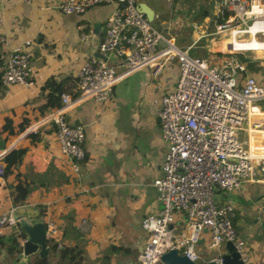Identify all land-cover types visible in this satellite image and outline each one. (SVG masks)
<instances>
[{"label":"crops","instance_id":"obj_1","mask_svg":"<svg viewBox=\"0 0 264 264\" xmlns=\"http://www.w3.org/2000/svg\"><path fill=\"white\" fill-rule=\"evenodd\" d=\"M60 1L0 0V35L5 38L0 43V75L11 49L23 40H31L34 85H4L0 76V154L16 137L12 143L15 146L0 158L4 164H14L12 168L19 179L29 185L27 202L20 206L38 209L46 222L51 252L45 258L31 257L26 264H46L50 257L56 264H138L145 238L141 221L159 208L152 181L160 173L167 149L151 98L174 86L177 64L174 59L168 60L158 75L148 67L136 69L118 81L111 100L99 102L87 97L66 110L67 120L85 130V157L79 169L73 170L71 161L59 151L54 127L47 117L60 102V93L55 90L58 82L64 89L77 92L78 71L87 57L99 54L104 20L113 4H97L81 14H66L58 8ZM138 3H146L153 10V20L156 25H164L167 35L176 29L181 34L188 30L192 16L188 10L194 4L203 9L195 22L199 27L209 18L208 9L216 18L221 14L219 0ZM182 16L185 20H181ZM195 37L185 47L194 45L199 36ZM252 38V34L246 40L231 36L222 41L221 49L254 50L249 46ZM254 39L264 43L256 35ZM109 60L114 59L110 56ZM170 69L174 84L167 83ZM259 114L264 116V112ZM23 121L36 124L37 131L20 140L19 125ZM254 137L264 145V133ZM12 149L15 151L7 155ZM13 182L14 173H9L0 188L2 211L14 206L9 189ZM225 198L233 202L235 225L248 243L251 264H264V175L259 173L257 179L246 180L240 190L229 192ZM174 225L186 226V218L178 214ZM11 228L3 235L9 234ZM204 235L199 244L202 258L220 251L206 248ZM52 242L76 245L80 256L64 262ZM206 249L208 255L204 254ZM4 255L1 249L0 264L7 263Z\"/></svg>","mask_w":264,"mask_h":264},{"label":"built area","instance_id":"obj_2","mask_svg":"<svg viewBox=\"0 0 264 264\" xmlns=\"http://www.w3.org/2000/svg\"><path fill=\"white\" fill-rule=\"evenodd\" d=\"M97 4H113L98 45L102 57L85 59L78 71L76 94L60 93L59 104L47 117L60 153L71 161L75 171L85 157L84 127L72 125L65 115L75 101L87 97L109 101L114 86L132 71L148 67L158 75L164 64L174 59V87L151 98L167 149L160 173L152 181L159 208L141 221L145 238L138 264H165L161 254L169 248L201 264L199 244L204 234L206 248L215 250L231 241L247 264L250 253L237 233L233 202L220 198L219 192H236L246 180L264 175V145L252 138L264 130V116L259 114L264 109L256 102L264 99V85L237 59H222L219 68H212L203 58L191 55V46H178L174 35L163 34L147 19L138 0H61L58 8L66 14H81ZM219 7L220 12L230 14L218 23L217 31L234 23L232 37L247 33L254 23H264V0H219ZM255 34H264V30ZM2 42L5 38L0 35ZM30 46L27 39L11 49L1 72L4 85H34ZM36 131V124H29L21 130L19 139ZM244 133L246 137L242 138ZM2 150L1 156L9 149ZM4 166L0 158V188L6 179ZM17 208L0 210V236L18 224ZM178 214L186 218V226L174 225ZM221 256L219 251L211 257L221 264Z\"/></svg>","mask_w":264,"mask_h":264},{"label":"rangeland","instance_id":"obj_3","mask_svg":"<svg viewBox=\"0 0 264 264\" xmlns=\"http://www.w3.org/2000/svg\"><path fill=\"white\" fill-rule=\"evenodd\" d=\"M195 7L196 6L194 4V8H190V10H188L192 13V16L190 17V19H188L189 20L188 21V30L189 31L187 30L184 34H181L176 29L172 32V35L175 36L176 44L178 46L185 48V46L188 43H190L193 40V38L195 37V35L198 33L199 37L196 36L198 38L194 42V45H192L190 50H189V53L191 55H198L199 57L203 58L205 60V62L207 63V65H209L212 68H219L221 66V62H222L221 60L222 59H228V60H231L232 58L237 59V60L243 62L247 66V70L249 72L253 73L259 79V81L264 83V49H261V51H259V52L255 51V50L239 51V50H234V49L232 50L230 48H226V49L222 50L221 49L222 48V41L230 38V36H231L230 28L233 27L234 23L231 24L230 26L226 27L223 31L218 32L217 31V25L220 21H218L217 18H218V16L220 17V15H218L216 18V15L212 14L213 10L212 9L207 10V8H206V10L209 12V18L207 19V21L204 24H202L199 27L195 22H197V20L201 17L200 12L203 11V9L202 8L197 9L198 7L197 8H195ZM181 20H185L183 18V16H182ZM221 22H223V21H221ZM151 23L158 30H160L163 34H165V35L168 34L167 30L164 29V25H156L157 22L154 20H152ZM240 27H244V24H240ZM203 32H204V34L206 33L205 36H202ZM256 37L259 40H264V34H256ZM249 38H250V34L248 32L242 33L239 36H237L238 40H246ZM218 53H222V55H220ZM228 53L231 55H229V56L226 55ZM171 62H172V66H173V61H171ZM169 67H170V64H169ZM167 78H168L167 79L168 84L169 83L174 84L173 69H170V72L168 73ZM162 85H164V84H162ZM157 89H159V87H157ZM256 102L262 106L264 104V99H259ZM245 137H246V134L244 133L242 138H245ZM15 140H16V137L13 139L12 143H14ZM12 143L10 142L9 145H11ZM228 193H229V191L221 190L219 192V194H220L219 197L223 199L228 195ZM17 226L18 225L12 226L9 233L15 231L17 229ZM236 230H237L238 235L241 237V235L239 234V230L237 228H236ZM4 236L5 235H2L1 237H4ZM246 246L249 247L247 241H246ZM215 250L223 251L224 246H221ZM209 253L210 252L208 249L204 250V254L208 255ZM61 258L64 262L69 261L68 256H64ZM199 262H201V260H199ZM46 264H56L55 258L50 257L49 260L46 261ZM247 264H251L250 257L247 260Z\"/></svg>","mask_w":264,"mask_h":264},{"label":"water","instance_id":"obj_4","mask_svg":"<svg viewBox=\"0 0 264 264\" xmlns=\"http://www.w3.org/2000/svg\"><path fill=\"white\" fill-rule=\"evenodd\" d=\"M147 19L153 20L154 12L146 4L139 5ZM102 57L101 54H98ZM12 144L7 147L9 149ZM28 214V217H26ZM16 216L19 217V226L25 233V237L20 241V256L12 261L6 260V264H26L31 257L45 258L51 255L50 246L47 241L46 222L44 218L39 216L38 209L31 206H19L16 211ZM221 264H245L240 258L239 252L235 249L231 241H226L224 252H222ZM161 260L165 264H197L195 261L181 254L175 248H169L161 254ZM201 264H216L215 259L211 256H206L202 259Z\"/></svg>","mask_w":264,"mask_h":264},{"label":"trees","instance_id":"obj_5","mask_svg":"<svg viewBox=\"0 0 264 264\" xmlns=\"http://www.w3.org/2000/svg\"><path fill=\"white\" fill-rule=\"evenodd\" d=\"M230 14L228 11H221L220 17H218V21H224L225 18ZM222 55V53H218ZM226 55H231V54H226ZM212 66V65H211ZM1 76V75H0ZM55 90L57 93H62V92H67L72 95L76 94L75 89H64L63 83L58 82L57 85L55 86ZM58 100L59 94H58ZM59 104V102L57 103ZM28 121H23V123H20L19 129L23 130L25 125H28ZM15 149H12L10 152L7 153V155L13 153ZM21 155H19L18 159L16 162H19ZM14 164L12 163H7L5 164V172L6 175L9 173H14V182L13 184L9 183V189L10 193L13 195V205L14 207H19L20 205L24 204L27 202V197L30 192V187L28 184L24 183L22 180L19 179L17 171H15L12 167ZM17 229L9 234H7L4 237L0 236V254H1V249L5 250V255L4 259L10 260L12 258H17L18 254L21 251L20 247V239L25 237V233L23 230L20 228L19 224H17ZM51 246L54 249H58V252L60 256H68L70 260H72V257L80 256V253L78 252L79 249L76 250V245H63L60 244L59 242H52ZM57 264H60L57 262Z\"/></svg>","mask_w":264,"mask_h":264},{"label":"bare ground","instance_id":"obj_6","mask_svg":"<svg viewBox=\"0 0 264 264\" xmlns=\"http://www.w3.org/2000/svg\"><path fill=\"white\" fill-rule=\"evenodd\" d=\"M263 29L264 30V23L260 24V23H254L253 25L250 26V28L248 29V32L250 34H252L253 38L249 44L250 48L251 49H254V50H258V49H261L264 47V43H259L258 41H256L254 39V36L256 35L255 34V31L256 30H259V29ZM233 37H236V36H233ZM231 49V48H230ZM233 50V49H232ZM255 118V117H254ZM261 133H264V130H262Z\"/></svg>","mask_w":264,"mask_h":264}]
</instances>
